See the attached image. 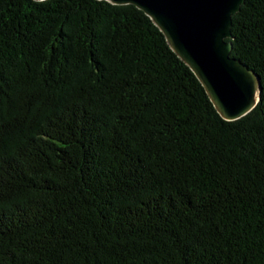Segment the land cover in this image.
Segmentation results:
<instances>
[{
    "label": "trees",
    "instance_id": "16d2710c",
    "mask_svg": "<svg viewBox=\"0 0 264 264\" xmlns=\"http://www.w3.org/2000/svg\"><path fill=\"white\" fill-rule=\"evenodd\" d=\"M231 31L236 121L137 7L0 0V264H264V0Z\"/></svg>",
    "mask_w": 264,
    "mask_h": 264
},
{
    "label": "water",
    "instance_id": "95a60500",
    "mask_svg": "<svg viewBox=\"0 0 264 264\" xmlns=\"http://www.w3.org/2000/svg\"><path fill=\"white\" fill-rule=\"evenodd\" d=\"M99 1L118 6L133 5L143 11L200 81L224 120H239L260 102V77L231 56L233 17L246 0Z\"/></svg>",
    "mask_w": 264,
    "mask_h": 264
}]
</instances>
